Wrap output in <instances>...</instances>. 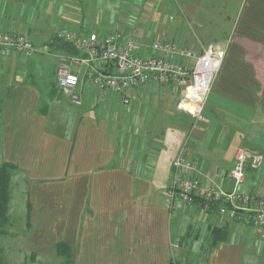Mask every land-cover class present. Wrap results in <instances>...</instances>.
Wrapping results in <instances>:
<instances>
[{"label": "crops", "instance_id": "crops-1", "mask_svg": "<svg viewBox=\"0 0 264 264\" xmlns=\"http://www.w3.org/2000/svg\"><path fill=\"white\" fill-rule=\"evenodd\" d=\"M153 2L154 23L135 40L140 46L159 40L199 54L212 45L225 51L204 120L197 126L177 110L183 90L175 85L139 87L128 93L130 104L125 105L116 94L87 83L86 66L72 67L80 78L75 94L81 102L73 104L58 88L60 57L87 55L53 41L58 32L36 44L43 31L58 22L59 0H0V31L24 34L43 51L25 55L27 60L20 59V53L0 58V167H14L10 201L13 190L26 192V227L38 229L40 239L44 228L50 232L48 239L60 226L65 236L51 243L52 254L59 243L66 244L73 253L67 264H170L172 259L264 264L262 232L199 205L171 206L165 196L175 157L186 142L204 181L224 189L232 187L229 174L237 152L247 151L242 189L264 194V0H240L226 41L208 47L197 36L184 34L185 19L199 15V0ZM120 5L138 13L123 0ZM49 17L50 24L42 23ZM62 20L66 24L59 31L69 29L79 36L120 33L131 40L123 35L133 29L127 18L129 23L109 27ZM40 64L49 68L42 83ZM13 65L17 74L6 70ZM215 229L223 231L221 241L216 242Z\"/></svg>", "mask_w": 264, "mask_h": 264}, {"label": "built area", "instance_id": "built-area-1", "mask_svg": "<svg viewBox=\"0 0 264 264\" xmlns=\"http://www.w3.org/2000/svg\"><path fill=\"white\" fill-rule=\"evenodd\" d=\"M53 41L63 42L87 55V58L62 56L57 76L58 88L71 102L80 105L75 89L80 84L73 66H86L87 83L110 91L125 105L130 104L128 93L149 85H175L183 90L177 110L195 120V126L204 120L213 84L224 63L225 51L212 45L199 54L194 48L175 42L155 41L149 47L133 40H125L120 33L99 36L92 33L79 36L69 29L60 30ZM11 52L24 55L42 53L24 34L0 31V55ZM188 142L183 144L173 164L172 179L166 190L168 204L180 202L198 206L205 212H215L223 219L262 232L264 236V194L257 195L242 189L247 151L236 154L234 168L229 174L232 187L224 189L206 183L191 159Z\"/></svg>", "mask_w": 264, "mask_h": 264}, {"label": "rangeland", "instance_id": "rangeland-1", "mask_svg": "<svg viewBox=\"0 0 264 264\" xmlns=\"http://www.w3.org/2000/svg\"><path fill=\"white\" fill-rule=\"evenodd\" d=\"M50 2L51 0H46ZM121 0H59V7L61 6L62 14H60L58 22L55 19V26L52 25L50 29L43 31V37L39 39L36 44L41 45L42 42L48 40V37L59 32V29L65 25L66 22H62L63 18L80 20L79 23L88 24L96 27H109L119 25V22L127 23L132 22L133 29L125 30L124 34L126 38L131 40L140 41L142 36L148 32L152 22L153 6H155L153 0H123V3L128 6H133L138 13H129V10L120 5ZM138 1V2H137ZM240 0H207L200 2V12L199 15L193 20H187L186 27L184 29V34L191 35V37H196L208 47L210 44H217L226 41L230 27L234 21L235 14L238 10V3ZM157 0H155V3ZM137 4V5H136ZM69 9V12H64ZM160 12L156 14L155 20H157ZM128 14V15H127ZM43 15V14H42ZM68 15V16H67ZM35 16V15H34ZM127 18L128 21H125ZM42 19V18H41ZM120 19V21H118ZM51 18L47 20H42L45 25L50 24ZM54 20L51 22L53 23ZM70 22V21H68ZM72 22V21H71ZM118 22V23H117ZM129 23V22H128ZM154 23V22H153ZM70 24V23H67ZM76 26L78 23H73ZM72 25V27H75ZM80 26V25H79ZM183 34V35H184ZM19 55L18 53L11 52L8 56ZM39 56V54L33 56ZM43 56V60H52L51 57ZM6 56H1V60H6ZM40 57V58H41ZM19 58L22 60H27V56L20 54ZM8 60V59H7ZM40 78L38 83L46 81L48 75L47 66L40 64ZM43 67V68H42ZM7 71L19 72L16 69V65L12 68H7ZM15 76V75H12ZM16 78H18L16 76ZM239 144V143H238ZM249 147V146H248ZM250 152V150H248ZM252 158V157H251ZM31 184H28L27 199H29L32 194L29 189ZM12 200L10 201L11 211L9 213L10 223L6 229V233L0 237V249H1V264H67V258H61L54 253L52 254L51 243L54 241H60L62 236L64 237V232L60 229V226L56 228L55 232L51 234L52 238H46L50 235L49 230L44 228L42 230L43 236L39 238L36 235V230H27L26 218H25V206L22 203L23 199H26V192H21L20 188L12 191ZM21 204L24 207L20 213ZM24 214V217L22 216ZM57 238V239H53Z\"/></svg>", "mask_w": 264, "mask_h": 264}, {"label": "trees", "instance_id": "trees-1", "mask_svg": "<svg viewBox=\"0 0 264 264\" xmlns=\"http://www.w3.org/2000/svg\"><path fill=\"white\" fill-rule=\"evenodd\" d=\"M61 43V42H60ZM64 44V48L66 49L69 45L66 43ZM72 49H75L72 46H69ZM14 167L11 165L4 164L0 167V237L5 233V228L9 223V201H10V179H11V172L13 171ZM214 236L216 237V242L221 241L222 238V230L215 229L212 231ZM215 242V243H216ZM58 256L67 258L68 262L71 263L73 258L72 250L64 243H59L56 246V250ZM1 252V249H0ZM0 264H1V253H0ZM170 264H188L187 262H180L171 260Z\"/></svg>", "mask_w": 264, "mask_h": 264}]
</instances>
